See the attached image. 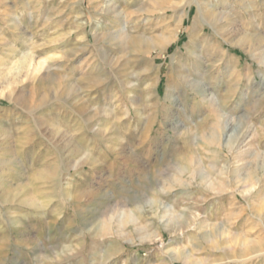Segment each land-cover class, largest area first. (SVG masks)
Instances as JSON below:
<instances>
[{
  "label": "rangeland",
  "instance_id": "1",
  "mask_svg": "<svg viewBox=\"0 0 264 264\" xmlns=\"http://www.w3.org/2000/svg\"><path fill=\"white\" fill-rule=\"evenodd\" d=\"M0 264H264V0H0Z\"/></svg>",
  "mask_w": 264,
  "mask_h": 264
},
{
  "label": "bare ground",
  "instance_id": "2",
  "mask_svg": "<svg viewBox=\"0 0 264 264\" xmlns=\"http://www.w3.org/2000/svg\"><path fill=\"white\" fill-rule=\"evenodd\" d=\"M22 63L24 64V63H26V58H24L23 60H22ZM10 82V81H9Z\"/></svg>",
  "mask_w": 264,
  "mask_h": 264
}]
</instances>
